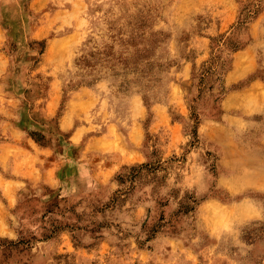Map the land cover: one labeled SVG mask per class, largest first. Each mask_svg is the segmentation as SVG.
I'll list each match as a JSON object with an SVG mask.
<instances>
[{
	"label": "rangeland",
	"instance_id": "1",
	"mask_svg": "<svg viewBox=\"0 0 264 264\" xmlns=\"http://www.w3.org/2000/svg\"><path fill=\"white\" fill-rule=\"evenodd\" d=\"M234 1L0 0V264H264V0Z\"/></svg>",
	"mask_w": 264,
	"mask_h": 264
},
{
	"label": "crops",
	"instance_id": "2",
	"mask_svg": "<svg viewBox=\"0 0 264 264\" xmlns=\"http://www.w3.org/2000/svg\"><path fill=\"white\" fill-rule=\"evenodd\" d=\"M195 2L199 4V8L207 9L208 7L212 6V9H217V11H222L220 15L221 25L227 23L228 19L233 20L235 18V11H234V0H187ZM217 27V26H216ZM211 28V26L209 27ZM222 28V27H221ZM63 116L60 118L59 125L61 126L62 123H65V127L69 124L68 120L65 119L62 122Z\"/></svg>",
	"mask_w": 264,
	"mask_h": 264
}]
</instances>
